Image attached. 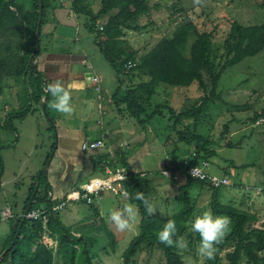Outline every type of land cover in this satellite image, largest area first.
<instances>
[{"label": "trees", "instance_id": "1", "mask_svg": "<svg viewBox=\"0 0 264 264\" xmlns=\"http://www.w3.org/2000/svg\"><path fill=\"white\" fill-rule=\"evenodd\" d=\"M42 2L43 13L40 16ZM262 6L264 8V0ZM159 7L158 3L152 5L150 0H99L97 10L93 8L92 0H0V94L4 86H10L8 78L16 81L25 90L29 110L33 112L34 106L40 108L44 100L45 114L56 125V116L49 108L52 97L45 91L51 81L39 69L37 59L49 49L48 44L61 25L58 17L61 10L74 14L77 21L82 19L80 27L86 33L95 35L100 53L117 77L118 84L111 98L112 111L134 120L143 131H147L150 124L166 122L165 138L168 141L173 139L174 143L167 162L173 164V172L182 176L179 184L182 191L181 207L170 215L163 216L156 212L149 216L142 202L135 197L137 192H143L152 202L153 181L148 174L141 176L132 169L129 149L117 155L116 161L107 152L95 160L102 174L103 160L113 168L118 165L124 168L129 200L139 210V230L123 253V264H137V256L142 252L147 253L149 260L158 251L163 264H186L183 252L197 254L200 237L190 230V222L197 207L196 196L191 192L195 185L211 191L209 206L212 213L227 216L231 222L224 241L217 245L215 258H204L205 264H241L243 261L246 264H264V222L262 225L256 224L260 220L259 214L242 206L222 202V187H214L188 173L189 167L197 164L200 158L209 161L210 157L218 154L215 149L218 143L211 138L207 122L215 121L216 116H220L218 104L223 101L219 88L222 74L244 59L264 51V22L244 25L234 21L219 52L214 47V33L200 31L197 24L189 20L177 26L170 35L163 36L150 49L141 52L128 34L147 27L138 25V20L149 17L153 9ZM115 8L118 10L112 13ZM194 83L198 84L201 95L188 100L179 109L167 101L153 104L160 84L187 87ZM17 114L19 117L27 115ZM262 117L263 105L260 110L253 108L247 120L255 124ZM11 121L12 118L7 122ZM229 122L224 125L222 134L228 131ZM49 128L53 130V124L50 123ZM52 148H56L55 141ZM192 152H196V156L193 157ZM170 154L178 155L172 157ZM53 157L54 154L49 155L46 163ZM187 158L190 162L185 165L184 160ZM2 169L0 158V175ZM223 169L222 174L228 175V170ZM48 175L45 167L34 176L24 210L42 208L46 210L44 216L30 220L15 215L9 219L11 230L3 251L8 249L1 257L0 264H98L94 261L95 254L104 262L95 247V240L73 231L64 222L61 210L53 209L66 199L68 192L55 197ZM89 206L94 214L99 215L97 204ZM168 219L176 221L177 236L185 238L187 248L182 252L157 240L158 231ZM109 235L114 250L117 240L114 233ZM45 237H49L50 241H44Z\"/></svg>", "mask_w": 264, "mask_h": 264}, {"label": "rangeland", "instance_id": "2", "mask_svg": "<svg viewBox=\"0 0 264 264\" xmlns=\"http://www.w3.org/2000/svg\"><path fill=\"white\" fill-rule=\"evenodd\" d=\"M150 2L152 5L158 3L160 7L154 8L149 17L138 20V25L147 27L131 31L128 34L131 42L141 52L150 49L163 36L170 35L177 26L189 20L194 21L200 31L214 33V47L217 51L219 49V52L222 50V41L234 21H239L244 25L264 22L263 0H202L200 4L194 3V0H150ZM81 22H83L82 19ZM58 27L62 32L63 25ZM67 29L63 33L67 34L68 38L76 32V28ZM80 29V33H82L83 28L80 27ZM53 39L52 41H54ZM70 42L72 45L75 41L70 40ZM76 43L78 42L76 41ZM50 44L48 45L50 46ZM101 57L107 63L103 55ZM112 69L110 67L111 71ZM7 81L13 80L8 78ZM20 87V85L15 88L4 86L3 92L0 94V158L7 161L6 169H2L0 176V179L2 178L5 182L3 190L6 194L5 196L3 190L0 189V205L6 199L12 200V204L16 202L23 205L32 183L31 177L38 169L44 167L48 156L53 155L52 144L56 141L53 140L51 133L49 136L46 128L50 123L53 124L52 121L44 113L42 106L40 108L34 106L33 112L29 110V101L25 98V90ZM219 88L223 98V101L218 104L220 116H216L215 121L207 122L211 138L218 143L215 147L218 154L210 157L211 164L208 170L215 174H222L223 168L228 170L229 173L226 175L231 184L222 187L221 201L258 213L260 220L256 224L262 225L264 222V191H247L242 187L245 185L264 187V117L255 124L247 120L251 116L253 108L260 110V106H264V51L228 68L222 74ZM200 95L201 90L197 83L187 87H171L160 84L157 87L153 104L167 101L179 109L188 100L195 99ZM72 104L75 111L70 117L61 114L67 124L86 125L89 124L87 118L96 123L98 117L96 111L87 113L86 106L76 104V102H72ZM17 113H27L24 118L26 120H22V124H20L21 120L17 119L19 117ZM85 113H87V118L83 115ZM112 113L113 121H107V124L113 123V127H122L127 132L120 138L114 135L112 140L118 144V147L113 150L116 155L109 153L110 156L116 161L117 155L123 151L127 152L126 150L129 149L131 152L129 161L132 169L140 174L144 173L142 176L148 174L152 180L156 176L152 185V202L157 209L156 212L163 216L174 213L182 205V191L179 187L182 176L176 171L171 172V175L161 174L167 163L168 153L174 144L173 139L168 141L165 138L167 135L166 122L150 124L148 130L143 131L134 120L123 118L116 115L115 112ZM7 115L12 118L11 122L5 120ZM80 115L79 121H70L77 116L79 118ZM65 120L61 124H64ZM228 121H230L229 129L222 134L223 127ZM60 122L62 120H59L58 124ZM5 123H7L6 126H1ZM18 136H20L19 139ZM170 155L176 157L178 154ZM48 163L49 161L46 165ZM191 192L197 200V207L192 217L194 219L196 215H202L204 211L211 210L209 206L211 191L208 188L200 189L195 185ZM102 197L103 200L100 204L95 203L98 204L99 215L94 214L88 205L81 202H70L61 209V214L63 217L64 211L68 208L74 210L77 207L82 211L77 218L76 212L70 210V214L74 217L69 216L65 218L64 222L73 231L78 230L95 240V247L99 250L101 259L104 261L102 262L98 254H95V263L123 264V253L139 230V210L135 220L130 222V227L120 231L110 221V213L113 210H121L125 204H136L129 199L121 200L109 191L104 192ZM1 212L0 247L3 246L9 232L7 220L10 219L3 220ZM84 212L86 214H81ZM19 214L14 213L16 216ZM111 232L115 234L117 240L114 250L111 235H109ZM35 240L38 242L37 239ZM48 240L50 241L49 238H44V241ZM7 249L0 253V260ZM182 257L186 264H205L204 258L195 255L194 252L191 254L183 252ZM148 258L147 253H140L137 256V264H163L158 251H155L149 260ZM1 264L10 263L1 262ZM241 264L246 263L243 261Z\"/></svg>", "mask_w": 264, "mask_h": 264}, {"label": "crops", "instance_id": "3", "mask_svg": "<svg viewBox=\"0 0 264 264\" xmlns=\"http://www.w3.org/2000/svg\"><path fill=\"white\" fill-rule=\"evenodd\" d=\"M92 3L93 8L97 10L99 7V0H92ZM121 5H118V7L120 8ZM117 10L118 9L115 8L112 13H115ZM58 14L59 21L64 27L63 31L68 30L67 28H76V32L72 33L71 37L68 38V35L64 34L63 31L61 32L59 27H57L53 39L54 41L50 44L51 47L49 46L50 48L42 52L37 59L38 67L51 82L54 80H60L66 87H70L72 102L86 106L88 108L87 113L89 111H96L98 117L96 123H93L87 118V113H85L83 115L86 116L89 124L71 125L67 124L66 120L61 116V113L51 108L56 116V131L54 130V125L53 130L49 128V125L46 128L49 132V136L51 133L53 140H56V148L53 152L54 157L49 160V163L46 166L44 165V167L38 169L31 179L33 181L34 176L41 169L46 167L52 185V193L55 197L64 196L71 188L82 184L91 177L103 175L95 160L106 152L108 153L107 148L113 151L118 147V144L112 140L114 135L115 137L120 138L127 132L122 127H113V123L107 124V121H113L111 98L118 82L115 72L113 69L112 71L110 70V64L108 62L106 63L101 57L102 54L95 42V35L86 33L83 29V32L80 33L81 20H75V16L71 12L69 13L67 10H61ZM59 33L62 35L59 36ZM69 39L72 41L74 40L75 42L71 45ZM76 41L79 44L76 43ZM53 43H55V45H53ZM93 75L99 77L101 86L100 92H97L94 89L95 82L91 80ZM8 84L14 88L19 86L14 80L8 82ZM73 85L74 87H72ZM20 88H22V86ZM10 118L11 117L7 115L5 120L9 121ZM24 118L26 117L17 118L18 120H21L20 124L23 123L22 120H26ZM78 119H81V115L79 118L77 116L70 121ZM59 120H62L60 124L63 123V120H65V123L60 125L58 124ZM19 138L20 136H18V139ZM91 139H102L105 143V148L83 151L81 147L82 142ZM2 163L3 169H6L7 161L2 160ZM154 177L152 181H154ZM0 189H5V182L2 178L0 179ZM27 198L28 194L23 201V205L16 202L15 204H12V200L6 199L5 202L0 205V212L5 207H11L15 214L23 212L25 210ZM102 200L103 197L98 200V204H100ZM88 207L91 209L90 206ZM70 210L71 209L68 208L64 211V220L69 216L74 217L70 214ZM91 210L93 211V209ZM71 211L76 212L75 216H77V218L79 217L80 212H82L77 207ZM81 214H86V212ZM87 217L89 218V216ZM7 221L9 222V220ZM10 230L11 225L9 222V232L6 235L3 246L0 247V253L3 251Z\"/></svg>", "mask_w": 264, "mask_h": 264}, {"label": "clouds", "instance_id": "4", "mask_svg": "<svg viewBox=\"0 0 264 264\" xmlns=\"http://www.w3.org/2000/svg\"><path fill=\"white\" fill-rule=\"evenodd\" d=\"M201 2L202 0H194L196 4H200ZM45 91L52 97L49 103L50 108L64 116L70 117L74 113L75 109L72 104L70 87H66L60 80H54L46 85ZM161 174H163L162 171ZM135 198L142 202L149 216H153L156 213L157 209L155 205L145 197L143 192H137ZM137 215V206L129 203L125 204L121 210H113L110 213L109 219L115 224L117 229L124 231L130 227V222L134 221ZM230 223L229 217L214 215L211 210L204 211L202 215H196L190 222V230L198 233L200 237L197 255L209 260L214 259L218 251L217 245L224 241L230 229ZM177 231L176 221L168 219L158 231L157 240L167 247H175L178 251L182 252L187 248V243L183 236H177Z\"/></svg>", "mask_w": 264, "mask_h": 264}, {"label": "built area", "instance_id": "5", "mask_svg": "<svg viewBox=\"0 0 264 264\" xmlns=\"http://www.w3.org/2000/svg\"><path fill=\"white\" fill-rule=\"evenodd\" d=\"M132 66V63L129 64V67ZM91 80L95 82L94 89L97 92H100V81L99 77L93 75ZM82 150H96L99 148H105V143L102 139L96 140H85L82 142ZM124 148V146H123ZM108 153L114 155V152L107 148ZM192 156H196V152H192ZM190 159L187 158L184 160L185 165H188ZM210 162L207 159L200 158L199 162L195 165H192L188 169V173L195 178L204 180L214 187H225L229 186L231 183L229 177L223 174L211 173L208 169L210 167ZM101 165L104 167L103 175L94 176L88 179L87 181L80 184L78 187L71 188L67 195L66 199L61 203L56 204L53 209L61 210L70 202H81L86 205H91L97 203L98 200L102 197L104 192H111L116 197L121 200H128L130 197V192L125 185L126 173L124 168L120 165L113 168L111 165H108L105 160L102 161ZM173 164L166 163L165 167L162 169L164 175H171ZM186 169V167L184 168ZM167 173V174H166ZM141 176L144 173L140 174ZM260 186V185H259ZM243 190L247 191H263L264 187L245 185L242 187ZM46 210L42 208L37 209H27L26 211L19 214V217H24L26 219L34 220L39 219L44 216ZM14 216V213L10 207H5L1 212L2 219H9Z\"/></svg>", "mask_w": 264, "mask_h": 264}, {"label": "water", "instance_id": "6", "mask_svg": "<svg viewBox=\"0 0 264 264\" xmlns=\"http://www.w3.org/2000/svg\"><path fill=\"white\" fill-rule=\"evenodd\" d=\"M40 13H41V15L40 16H42V13H43V2L41 3V10H40ZM38 34H39V28H38V30H37V36H38ZM41 106H42V109L44 110V113H47V111H46V109H45V103H44V101H42L41 102ZM50 118V117H49ZM50 120H51V118H50ZM52 121V120H51ZM53 123V122H52ZM53 125H54V123H53ZM54 130H55V125H54ZM56 131V130H55Z\"/></svg>", "mask_w": 264, "mask_h": 264}]
</instances>
